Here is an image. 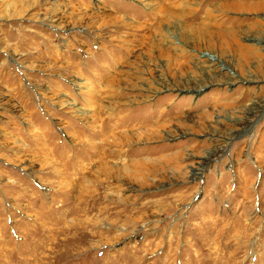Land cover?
I'll return each instance as SVG.
<instances>
[{
    "label": "rangeland",
    "instance_id": "374dc122",
    "mask_svg": "<svg viewBox=\"0 0 264 264\" xmlns=\"http://www.w3.org/2000/svg\"><path fill=\"white\" fill-rule=\"evenodd\" d=\"M263 3L0 0V264H264Z\"/></svg>",
    "mask_w": 264,
    "mask_h": 264
},
{
    "label": "bare ground",
    "instance_id": "6f19581e",
    "mask_svg": "<svg viewBox=\"0 0 264 264\" xmlns=\"http://www.w3.org/2000/svg\"><path fill=\"white\" fill-rule=\"evenodd\" d=\"M241 7H243L244 5H240ZM245 7H247L245 5ZM254 8H264V3L263 4H257L256 6H253ZM216 8V7H215ZM218 9V7H217ZM210 10V9H209ZM214 10L212 9L211 12H213ZM215 13H218V11H215ZM199 14V13H198ZM208 15V13H207ZM210 15V14H209ZM206 20H205V23L203 24H200L199 26L195 27V29H190V32L193 33L191 34V37L189 38L187 35H181V36H176L173 35L174 32L172 33V35H166L164 37V41H167L166 43H172L174 41H177V45L179 43V49L182 51V50H186L187 48H190L191 50H204V48H206V46L208 47L209 44H212L213 41H217L219 46L222 48H225L227 49L228 51H232V50H235L234 47H240L239 48H242L243 46L238 43H235L237 42L235 39V37H228V36H235L237 34V32L235 31H232L230 35H223L221 34L219 31H215L212 27H209L207 22H209V18L210 16H206L205 17ZM211 25V24H210ZM182 27V26H181ZM194 28V27H193ZM183 29V28H182ZM217 30V29H216ZM258 30V29H257ZM189 31V30H188ZM241 32V30L238 32V34ZM186 34V33H185ZM190 34V33H188ZM173 38H172V37ZM237 37V36H236ZM245 38H248V40L250 41L249 45H254V46H257L259 48H262L264 50V37H252L250 38L248 35L245 36ZM252 39H256L257 41L253 42L251 41ZM221 40H225V41H221ZM155 45V44H154ZM163 47L162 45L161 46H154V49L158 51V53H163V50L162 48ZM257 47V48H258ZM218 49V48H217ZM189 50V49H188ZM224 50V49H223ZM237 50V49H236ZM243 50V49H242ZM240 50V51H242ZM204 53L202 54V56L200 57L201 59H198V66H195L194 69L198 70L200 72V64H205V62L207 64H209V67H211L212 69L214 67H218V68H221L222 67V71H225L226 73L229 72L231 69L228 67V64L226 63H223L221 61V59H218V57L216 56H213L212 53H209L208 51H203ZM244 52V51H243ZM202 53V52H201ZM207 54V55H206ZM203 59V61H202ZM174 62H178L179 63V60L178 61H174ZM178 65V64H177ZM196 65V64H195ZM203 68V67H202ZM177 72L180 74V76L182 75V70L185 71V68H179V69H176ZM209 70V69H208ZM204 73H207V75L209 74L208 71L204 70ZM225 73V74H226ZM200 73H198L199 75ZM224 75V74H223ZM186 76V75H185ZM212 77V76H211ZM214 77V76H213ZM220 77V76H219ZM218 77V78H219ZM198 78V77H197ZM204 78V77H203ZM202 80V79H201ZM182 81V86L184 87H190L192 89H199L201 87V84L199 83H202L200 81H198V79H192V77H183V75L179 78V80L176 82V83H179ZM178 86V85H177ZM252 110V109H251ZM253 115V114H252ZM241 121V120H239Z\"/></svg>",
    "mask_w": 264,
    "mask_h": 264
}]
</instances>
